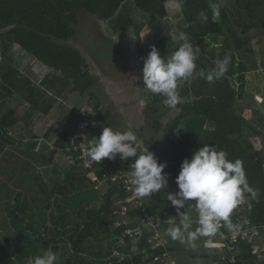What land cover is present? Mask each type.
Returning <instances> with one entry per match:
<instances>
[{
  "label": "trees",
  "instance_id": "1",
  "mask_svg": "<svg viewBox=\"0 0 264 264\" xmlns=\"http://www.w3.org/2000/svg\"><path fill=\"white\" fill-rule=\"evenodd\" d=\"M169 1L0 0V61L17 44L51 69L37 83L12 61L0 62V264H28L30 257L48 249L57 252L60 264H160L155 257L164 251L176 264H188L179 256L174 258L179 247L171 246L166 236V243L156 247L149 242L151 233L124 235L125 227L115 226L114 213L128 196L125 185L108 180L105 193L96 190L89 174L95 170L102 181V167L111 160L105 158L89 168L86 159L80 157L82 151H72L71 145V140L78 143L81 137L77 136L83 133L89 144L91 138L99 137L103 127L121 130L127 124L120 120L129 119L121 109L115 114L105 108L94 90L97 84L105 86L106 76L115 82L113 94L108 91L110 101L122 97V85L133 72L117 49L120 43L108 35L103 38L115 48L118 63L113 72L103 71L102 77L90 61L92 47L79 45L83 20L101 17L117 34L133 31L140 54H149L154 45L161 57H167L179 46L176 39L163 35L145 49L141 32L146 24L132 15V9L141 11L154 25L156 20L171 18ZM173 1L180 11L176 13L179 32H185L189 42L200 48L197 75L180 87L182 99L175 109L166 107L163 97L145 89L132 105H141V101L146 104L144 108L134 106L139 128L135 125L132 129L160 162L167 163L169 192L176 190L175 177L182 160L204 144L226 151L230 159L242 160L248 182L258 192L253 197L252 218L263 226L257 242L264 246V110L257 107L247 89L248 74L264 72V0ZM210 3L221 5L218 22L211 20ZM201 10L209 16L207 23L198 18ZM116 15L118 19L113 20ZM225 54L231 57L225 78L212 84L199 78L200 68L214 67L217 55L222 59ZM69 88L78 96L74 106L63 110L56 121L46 119L53 113V101L60 100ZM91 105L97 112L93 121L91 112L85 110ZM83 120L89 121L85 131L80 128ZM25 126L32 138L40 141L37 145L33 140L25 142ZM178 126L184 128L179 129V135ZM161 129L162 141H158ZM255 135L260 137L258 146L248 143ZM44 163L50 166L47 177L37 170ZM117 165L121 166L120 162ZM142 200L158 218L176 220V210L167 201L166 192ZM130 207V227H135L140 223L141 210ZM133 238L139 240L135 252L130 244ZM209 249L202 254L209 256ZM215 249L225 251L227 264H264V251L259 256L244 241L235 251ZM192 254L197 257V253Z\"/></svg>",
  "mask_w": 264,
  "mask_h": 264
},
{
  "label": "clouds",
  "instance_id": "2",
  "mask_svg": "<svg viewBox=\"0 0 264 264\" xmlns=\"http://www.w3.org/2000/svg\"><path fill=\"white\" fill-rule=\"evenodd\" d=\"M209 8L212 22H218L221 5L210 3ZM198 18L202 23L209 20L204 10L199 12ZM175 39L179 46L167 57H161L157 47L151 46L142 67L144 88L151 94L163 97L164 105L171 109L181 102L179 89L183 83L197 75L200 55L199 46L189 42L185 32L180 31ZM230 63L228 54L222 59L217 55L214 67L207 70L200 68L198 76L212 84L226 77ZM140 106L143 108V101ZM181 128L177 127V135ZM86 155L97 163H102L105 158L115 160L117 156L121 161H131V191L140 199L153 198L162 191L166 192L167 201L175 208L177 217L175 222L169 221L167 235L173 241L192 248L201 238H207L204 240L205 247L212 246L211 238L217 235L222 226L236 229L238 226L230 220L233 210L244 203L245 194L252 197L258 195L248 182L243 161L230 159L226 151L217 150L216 146L209 144L192 151L190 158L182 160L175 177L176 190L167 191L170 180V174L165 172L167 163L160 162L157 155L149 151V146H144V141L131 125L124 131L103 127L99 137L91 138ZM189 205L197 214L195 221L188 214ZM138 243L136 238L130 241L133 252L137 250ZM28 264H60V257L56 251L48 249L30 257Z\"/></svg>",
  "mask_w": 264,
  "mask_h": 264
},
{
  "label": "rangeland",
  "instance_id": "3",
  "mask_svg": "<svg viewBox=\"0 0 264 264\" xmlns=\"http://www.w3.org/2000/svg\"><path fill=\"white\" fill-rule=\"evenodd\" d=\"M170 12L169 19H165L161 21L156 20V24L152 25L150 24V20L147 19L145 15L139 12L138 9H132V15L141 22H144L146 26L143 28L141 32V43L142 46L147 49L148 45L150 43L157 42L163 35H168L172 39H175L177 34L180 30V19L178 16H176V13L180 12L179 7L176 1H169L167 4ZM118 19V15H116L113 20ZM79 34L81 35V39L79 41V45L83 46L84 48L92 47L89 58L90 61L94 64L95 69L99 74H102L103 71L108 70L110 72H113V68L116 66V63H118V59L116 56L115 48L111 45V43L104 42V39L106 35L113 38L114 41L120 43L118 45V50H121V53L125 57L126 63L129 64V68L132 73V78L128 79L125 85H122V91L121 96L122 97H115V101H110L109 93L113 94L112 85L115 84V82L111 83L112 80H107L106 76L102 77L105 82V86L102 85H96L94 90L97 95H99L100 100L103 103V106L107 109H111L113 113L116 114V112L120 109L123 110L124 115H128L129 119L127 117L122 118L123 120H120V122L127 124L125 127H122V129L128 128L129 125L132 126V128H135V125L137 128H139V122L135 120L134 114L137 112L135 111L136 104L132 106L135 101L142 95L143 91L146 88L144 87L143 80H142V67H143V60L147 57V55L140 54V51L138 49L137 45V37L134 34L133 31L117 34L112 30V28L108 25L107 21H104L101 17H89L87 20H83V23L81 27H79ZM1 33V32H0ZM98 33V34H97ZM13 62L14 67L21 70L25 75L32 78L35 82L39 83L50 71L51 69L46 66L45 64L41 63L37 59H35L31 54L26 52L22 47H20L17 44L12 45L11 52L9 53V56L5 59L1 60V64H5L6 62ZM114 66V67H113ZM117 69V67L115 68ZM115 72V70H114ZM101 78V81L103 80ZM247 89L249 91V95L254 96V100L256 101V105L258 108H262L264 110V72L263 70L259 71H253L248 74L247 77ZM71 88L68 89L67 93L60 98V100L53 101V97H51L49 100L53 101L54 105L51 111H53L52 114H50L46 119H52L53 121H56L58 119V116L60 113L65 110L67 107L74 106L75 102L78 99L77 95L75 93H70ZM122 99V101H120ZM95 105V104H94ZM146 107V104H144ZM127 108V109H126ZM144 108V107H143ZM88 110L91 112L92 117L91 121L94 120L95 117H97V112L94 110V106H87L85 107V110ZM133 111H135L133 113ZM247 115L249 116L251 114V111L248 110ZM115 119L118 117H114ZM23 127V123L21 125ZM57 129V128H56ZM136 129V128H135ZM24 135H26V143H30L31 140L34 141V138H32L33 134L29 130L28 126L24 127ZM163 129L160 130L158 141H162L160 139L163 136ZM260 137L258 136H252L250 138V142L258 146V143H260ZM38 140L36 143H39ZM54 142H50V146L53 145ZM37 145V144H36ZM145 146V145H144ZM52 147V146H51ZM119 157V156H118ZM70 161L71 158L69 157ZM130 162L128 160L121 161V164L123 166L126 165V167H129ZM86 165V164H85ZM50 166L47 163H44L43 165H39L37 168L38 172L42 174L43 176L47 177V171ZM12 169V168H11ZM127 169H130L127 168ZM20 173V172H19ZM91 174V173H90ZM89 174V175H90ZM92 175V174H91ZM96 184H94V188L96 190H99L102 193H105L109 188V183L103 182L98 185L99 188H96ZM183 211V209L181 210ZM188 214H190L195 221L196 219V212L195 210L189 205L188 206ZM177 220V218H176ZM176 220H163V223L161 225V229L163 231L164 236L167 237L169 240L171 246H177L179 247L175 253L174 258H177L179 256L181 260L184 263H192V264H227V255L224 253L225 251H221L218 249H209L206 248L204 245V240L207 238H201L197 241V246L195 248L189 247L186 244H181L179 241H173L166 232V229L170 226L169 221L175 222ZM195 223L193 224V228H195ZM0 232H2L0 230ZM213 242H218L217 236L211 238ZM209 249V256H206L202 253H206ZM192 253H197V257L193 258ZM179 258V259H180ZM174 260V259H173ZM178 260V259H177ZM21 264V263H19Z\"/></svg>",
  "mask_w": 264,
  "mask_h": 264
},
{
  "label": "built area",
  "instance_id": "4",
  "mask_svg": "<svg viewBox=\"0 0 264 264\" xmlns=\"http://www.w3.org/2000/svg\"><path fill=\"white\" fill-rule=\"evenodd\" d=\"M88 127V120H83L80 123V128L82 131H85V129ZM77 137H81V140L78 143L75 139L71 140V145L73 146L72 151L77 152L81 150L82 153L80 157L86 159L85 164L87 167L93 168L94 161L88 159V156L86 155L88 146L86 142L87 136L83 133ZM73 154L74 153L72 152V155ZM69 157L72 158V156ZM119 160L120 159L117 156L115 160H111L110 164L107 163L102 167L104 177L102 181L96 174L95 170L91 172L92 175L90 174L92 180L97 183L96 188H99L98 185L100 183L106 181L108 182V180L121 181L125 185L128 196L125 200L120 201L121 208L117 209L114 213V219H116L115 226L117 228L125 227L124 235L142 236L144 233H151L149 242L153 243L156 247L160 246L161 244H165L166 240L164 239V234L161 229L163 220L152 213L147 208L145 202L142 199L136 197L133 191H131L130 171L127 169L130 166H123ZM118 162H120L121 166L117 165ZM245 195L246 199L244 203L234 209L230 216L231 222L238 227L236 229L230 230L227 227L222 226L217 233V235L220 237V241L213 242V245L208 246V248H221L231 252L238 249L240 242L244 241L251 245L252 251L254 253H257L259 256H261L260 253L264 251V246L257 242V238L261 236L263 226L256 223L252 218V213L255 206L254 198L249 194ZM130 205L141 210V216L139 219L140 223L135 227H130L132 219ZM155 261L159 262L160 264H176L175 260L170 257L168 251H164L162 254L157 255L155 257Z\"/></svg>",
  "mask_w": 264,
  "mask_h": 264
},
{
  "label": "crops",
  "instance_id": "5",
  "mask_svg": "<svg viewBox=\"0 0 264 264\" xmlns=\"http://www.w3.org/2000/svg\"><path fill=\"white\" fill-rule=\"evenodd\" d=\"M35 142H37L38 140H34Z\"/></svg>",
  "mask_w": 264,
  "mask_h": 264
}]
</instances>
